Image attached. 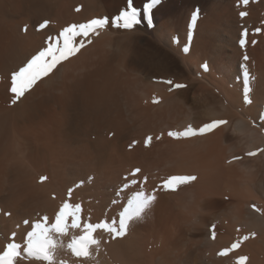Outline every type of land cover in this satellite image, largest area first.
Instances as JSON below:
<instances>
[{"label":"bare ground","instance_id":"obj_1","mask_svg":"<svg viewBox=\"0 0 264 264\" xmlns=\"http://www.w3.org/2000/svg\"><path fill=\"white\" fill-rule=\"evenodd\" d=\"M7 1L4 0L3 4L1 2L0 3L2 5H4V3ZM23 1L22 0H9L8 3H5V4H7V6H6V8L4 7V11H7L6 13H8V10H9V12L11 11V14L12 15L15 14V16H16V14H18L20 16L22 13H27V14L29 13L30 14V10L33 7H35L38 11L40 9V6L43 8L46 5L44 3L47 0H45V1L44 0H36V1L30 0L32 2H28L29 3L28 5H25L26 1H24V2ZM62 1L68 2V0H62ZM62 1L59 0L58 3L61 4V5L58 4L59 6H56L57 4L56 5L52 4L50 6L51 7L50 10L53 8L52 6H54V9H55L54 17L51 15V17H53V20L55 19L54 23H52V25H54L55 21H56L55 26H56V28L59 26L58 27L59 31H61L60 29H63L60 26H63L72 20H77V22L79 20L81 22L83 20L88 21V19H89L88 17L92 18L94 15L99 16L100 14L103 15L104 13H108V14H110L109 16H112V15L116 14L124 6V3H125V0H88V1L83 0L82 1L83 4L86 1V3H87L86 5H88V6L89 5L91 6V4H88L89 1H91L92 5H94L93 6L94 9H92V6L88 7L86 5L80 4L84 8L83 7H82L83 9L78 8L79 11L76 13V12L72 11L71 7L74 6L75 10H76L75 5H77L80 2H78V3L75 1L71 2L74 4L73 5L70 2H68V4H67L66 2H62ZM69 1H72V0H69ZM232 1L230 0L231 3H233ZM230 2H229V0H218V8H217L218 11L215 10L216 13L218 12V14L220 11V16H218V17L221 18V21H222L221 23H224V25L226 23L229 24L231 22H232L231 23V25H232V24H234L233 21H235V20L230 21L231 18L234 19L236 17L233 12L230 13L232 8H233V6L231 4L229 5ZM46 3L48 4V3H50V1L49 2L47 1ZM75 3H77V4H75ZM36 6L37 7L39 6V7L37 8ZM256 6H258V5H256ZM30 7H32V8L30 9ZM55 7H57V8H55ZM193 7H189V8L191 9ZM228 7L229 8L231 7L230 8L231 10ZM170 8H173V9L176 8V5L174 6L173 1L168 2L166 4L163 2L160 5H158L157 7H155V9L153 11V16H154L153 18L158 22V25H156L153 28V30H149L150 28H148L146 25V30L148 33H151L152 31H154V33L156 34L157 31L159 30L158 33L161 31V34L160 33L159 34L162 36V34H164L163 28L168 26L170 23L173 22L174 24L176 23L177 25L178 24L181 25V23H177L178 20H176V19L170 20L171 18L170 17L168 18V16L171 14V10H172ZM183 8H185V7H183ZM186 8H187V6H186ZM32 10L34 11L35 9L33 8ZM182 10H184V9H182ZM211 10H212V8H211ZM53 11L54 10H52V14H53ZM215 11H214V14H215ZM32 12H31V14H32ZM50 12L51 11H49V14H50ZM45 13H47V12H45ZM172 13H174V12H172ZM42 14L41 13L38 14V12L36 11L35 16L40 18V17H42L41 16ZM12 15H10V16H12ZM101 15H100V17H102ZM174 15H176V14L174 13ZM205 15H203V18L200 17L199 23L197 25L199 28L197 27V29H196L197 30V32L195 34L196 37H195V39H193L194 42H193L192 46L190 45L191 48L189 49L188 53H184V51L182 50L181 44L183 43V41H181V43H179V44L172 43V39H173L172 37L176 33L175 29L171 30V28H173V27L170 28V30H171L170 33H172V34L169 37V39L167 40L168 44L170 45L171 50H173V52L175 51L179 55V57L182 59V62H184L183 64L186 66V69L189 71V73L197 71L198 73H200L202 80H204V82H206L207 85H211L210 87L221 86V87H223V91L228 90V91H231L233 94H234V92L236 94L237 91L240 92V86L241 85L239 83H237L236 81H235V84L232 82H229L227 79L228 77L222 71H219V73H221L220 75L217 74V70L215 68V65L212 62V59L214 58V56L216 54L213 53V51H211V47H209L207 45V42H208L207 40H209V37L211 36L210 32H208V31L211 30L210 28L214 27L211 25L213 19L211 16L212 14L211 15L205 14ZM207 15H209V16H207ZM171 16H173V14ZM33 17H34V15H33ZM49 17L50 16H48L47 18H49ZM227 17H229V18H227ZM2 18H4V17H2ZM5 19H3L5 24L7 22L10 23V21L7 20L8 16L6 19L7 22L5 21ZM34 19L38 20V18H35V17H34ZM45 19H46V17H45ZM177 19H179V18H177ZM11 20H13V19L11 18ZM27 20L30 21L29 19H27ZM48 20L53 22L52 19L51 20L48 19ZM217 20H219V19L217 18ZM18 21H20V19ZM180 21H181V19H180ZM213 21H215V20H213ZM241 21H242V19H241ZM35 22H33L32 24H34ZM81 22H78V23H81ZM1 23H3V21ZM28 23H31V21ZM237 23H239V22H237ZM246 23H247V21H246ZM253 23H254V21H253ZM11 24H12V22L10 23V25ZM36 24H34L33 26H35ZM71 24H73V23H71ZM176 24H175V26H176ZM0 25H2V24H0ZM28 25H30V24H28ZM52 25H50V27H52ZM170 25L173 26V24H170ZM208 25L212 26V27H208ZM231 25H230V27H231ZM250 25H252V23ZM65 26H67V25H65ZM205 26H207L209 29L205 30L204 29ZM242 26H241V29H242ZM8 27L7 28L3 27L4 29H1V30H4L5 34L4 35H3V33L0 34V36L2 35L1 38H4V40L1 41V43H0L1 44L0 45V53L3 56L4 60H5L6 56H7V58H11V60H13L12 57H14V61L16 62V64H14V65L12 64L14 67L15 65H18L17 60L20 57L25 59L26 57L29 56L30 53H33L34 50H36L41 45L44 34L47 33L48 31L45 32L44 31L45 29H44L43 30L44 34H43L41 32L42 30H39L40 32L38 31L36 33H38V34L40 33V34L39 35L36 34L37 36H35V32L33 31V30H35V27H32V28H34L32 30V28L30 26H28V29L30 27V30L28 32L26 30V32L24 34L15 32L14 31L15 29L9 30ZM13 27H15V26L13 25L11 28H13ZM193 27H194V25H193ZM37 28H38V26H37ZM140 28H142V27H140ZM178 28H180V27H178ZM178 28H177V30H179ZM182 29H183V27H182ZM1 30H0V33H1ZM202 30L204 33L202 32ZM111 31L113 32L114 30H111ZM137 31H138V29L136 30V32ZM224 31H226V30H224ZM227 31H228V29H227ZM237 31L238 30L236 28H233L231 31L229 29V31L225 32V33H227L226 35L229 36V39H231V38L233 39L234 36L236 35ZM13 32H14V35H12ZM31 32L34 34H32ZM51 32H54V30H52ZM57 32H58V30H57ZM114 32H116V31H114ZM118 32H120V31H118ZM123 32H125V31H123ZM147 32H146V34H147ZM26 33H27V35H26ZM58 33H56V34H58ZM143 33H145V31ZM114 34L115 33H113V34L110 33V35H114ZM25 35L27 37L29 36L32 38L31 43H29V44L25 43V41H27L29 39V37L27 38ZM106 35H107V32H106ZM106 35H105V38H101L102 39L101 44L103 43V41L104 42L107 41L106 38L108 36L106 37ZM116 35L118 36L119 34H116ZM55 36L56 35H54V37ZM133 36H134V34H133ZM237 36H235V37H237ZM103 37H104V35H103ZM115 37H113V39H115ZM139 37H140V35H139ZM251 37H253V36H251ZM109 38H110V36L108 37V39ZM132 38L134 39V37H132ZM141 38H142V36H141ZM157 38H158V36H157ZM98 39L100 40L99 37H98ZM98 39H96V41ZM103 39H106V41ZM111 39H110V41H111ZM99 40L97 42H100ZM162 40H164V39H162ZM96 41L93 44V47H92V43L90 44L89 47H88V44H86L87 48L84 47L83 50L81 49L82 51H80L79 54L78 53L76 54L77 57L76 56L70 57L71 59L67 60L66 62L64 61L63 62L64 64L62 63L63 65L60 64L61 66L60 65L58 66V70L56 69L57 70L56 72H59V75L61 73L62 74L60 76L61 80L57 84V86L55 85V87H52V84L54 85V82H52L50 84L51 81L49 80L50 77L51 78L55 77L56 72H54V73H52L53 76L52 75L48 76L49 84L47 82L46 83L49 86H47L46 83L42 84L41 86H40L41 83L37 84L29 92V95H27L21 101V102H23L22 104H20V105L15 104L14 106H12V108L10 107L9 110H6V111H16L15 115H17L18 118L17 119L15 118L16 119L15 121L22 123V124H26L27 126H30L33 129L37 128L39 123H41L43 121H45L44 123H46V122L48 123L43 127L40 125V127L35 129L34 134L32 135L33 139H30V145H28L29 143H27L28 146L27 145L26 146H27L28 151H29V155L27 156L28 157L27 163H32L29 165L34 170L35 175H36V172L38 173L41 171L43 173V171L46 172V170H52L53 173H55V172L56 173L53 174L54 177L51 178V181L48 182V179H47L46 180L47 182H43V183L40 179H41V177H44L45 175L44 176L42 175L40 177V174H42V173L41 172H40V174L38 173L36 176L40 177V179H39L40 183H37L38 178L36 176H33L34 175L33 174L32 176L36 178V181H35V178L33 179V181H35V183H34L35 185L33 186L32 185L33 181L30 180L33 178V177L30 178L32 171H31V174L30 173L28 174L27 173L28 170L26 172L24 171L26 167L24 168V170H22L23 168L22 169L20 168L19 169L20 171H19L15 167L18 166V164H20V163H18L14 167L13 164L16 161H14V162L12 161L11 162L12 166L10 165L12 168H10V171L16 175H21V176H20V179L17 180L16 182L13 180L14 181V183L12 182L13 184L10 182L9 179H8L9 180L8 182H10V183H6L7 179L4 178L5 179L4 180L2 178L4 176L1 175L2 177H0L1 178L0 179V204L1 203L4 204V205L1 204L2 206H4V209L7 208L9 210V208H10L14 211V212L12 211L13 214H12V212L10 213L11 217L9 219H4V220L2 219V221L5 222V224L3 223L4 228L1 229V227H0V229L1 230L4 229L3 232L6 233V231L9 230V228H10V230L12 229L11 227L8 228L9 224L11 226L12 225L15 226L16 222H18V221L20 222V220L22 218L24 219V216H27L28 218H30V220H31L30 222H32L33 221L32 219L34 217L36 218L38 216L37 214L40 213L38 211L42 210V212H43L44 209H45V213H49V214H47V216H53L54 217V213H56L58 211L57 209H59V207L61 206L63 199L65 200V197H66V194L68 191V185L70 184L71 179L73 177H75V175H73L74 169L71 173L69 172L70 171L69 166H71L69 164L75 165L76 162L79 164L81 162L82 163L81 166H84V167L86 164L87 165L92 164L93 169H97V171H99V170L101 171V176L99 179L96 176L97 180L94 179L95 182L93 183V185H91V186L86 185L83 188L80 187V189H75L73 191V196L71 197V202L72 203H80L82 205L83 218L86 220H90L91 222H97L100 219L111 218L112 216L116 215L114 213L116 212L115 210H117V209L113 208L110 205L111 204L110 203V200H111L110 194H109V191L106 190L108 187V184H110V183L112 184V182L118 181V179H119L118 174L121 175L120 172L123 170L122 169L123 165L129 166L128 164H130V166H131V164L135 163L134 164L135 166H136V164H143L144 166L146 165V168H147V167H149L147 163H150L152 161V162H154V164L156 162L157 167L156 166L155 167L157 169H159V168L162 169V171H161V169L159 170L160 173L161 172L164 173L165 171L167 172L168 170H170L171 173L172 172L173 173H184V174H192V176H195L196 180L191 185L192 190L191 191L188 190L190 186H189V184H187L189 187H183V188H185V192H184V189L182 190L187 196L185 198L182 197L183 192L178 189L180 192L177 194L179 195L182 192V195H181V197H179L180 195L178 196L176 194L177 196L174 197L175 199L172 198V195H171V197H169V194L164 193L163 191L157 192V194H156L157 197L155 198L154 204L151 203L150 205H152V204L153 205L150 208L147 207V208H149L148 210H146L147 208L145 210L149 214V213H152L154 208L158 209V207H159V208H161L162 213H160V211H159L158 213H160V214H159V217H157V218L155 217L157 214L156 215L154 214L155 215L154 217L156 219L154 221H149L150 219L146 220V221L140 220V223L137 222L138 224L134 225L135 228L138 227L137 229H140V231L143 233L144 236L140 232L141 233L140 235L143 237V239L139 235L141 237L142 241L140 242V241H138L137 238H134L135 236L132 235L131 232L128 235H126L125 237H123L121 239H117V240H112L111 238L107 237L106 235H103L102 239L104 240V242L100 246L99 249H101L103 251L102 253L105 252L104 254L106 257L104 259H106L108 261V260H112V258H113L116 262L121 260L122 262H124V264H130L129 263L130 260H132L133 259L132 257L135 255V253L133 251L138 250L137 248H139V246H138V243H139L142 247L141 249H143V254H144L145 258H148L149 260H153L155 258L156 259L158 258L160 261H162L165 264L166 263L178 264L177 262H179V261H181L180 262L181 264H190V263H192L193 258H191V257H192L193 251L195 250L194 251L195 252L194 253V259L200 258V260H198V259L197 260L204 262L205 260L203 259V257H204L203 255L209 249V251H207V253L208 252L211 253V255L213 257V259L209 260L210 264H220V262H217L214 260V257H216V256H214V254H215L214 251L218 247H220L218 249H221V244H223V242L225 241L224 236H225V234L229 233V225L225 228V225L223 224L218 229L219 231H216L217 228H215L216 229L215 230V234H216L215 236L216 237H215V239H213L212 233L210 231L209 232L208 231L206 232V230L204 231V228H201L202 231H196V230H198V228L194 224H195V219L197 216V210H203V211L205 210V212H208V214L211 215V216H209V218L211 217L210 219L217 217L223 211H224V213H227L225 211L228 210L229 215H230V213H232V215H231L232 221L234 220L235 223H237V222L238 223H245L246 227H248V231H249V229L252 231H255V230L257 231V229L260 230V228L262 226H264V214H262L264 212L259 213V211L258 212L249 211L250 210L249 209V207H250L249 206L250 205L249 200H252L251 197H254L258 191H260V192L264 191V169H263V178H261V179L256 178L257 174H258V170H255V167L257 166V164H259V166H263V168H264V152H261L258 150L257 157L252 158V159H248L249 157L247 158V160H244L246 158H243V160L234 159L237 156L239 157V154L241 155V152L245 149H246V153L248 150L252 151L255 148L256 149H259V148L264 149V131L255 127L253 125V123H251V120L249 121L245 118V116H247V115L254 116L256 113L260 112V106H261L262 101H263V99H262V101H260V98H263L262 92H261L263 89L261 88L262 90L256 91V95H257L256 99L257 100L254 101V103H252L251 105H249V107L241 109L242 107L240 106L241 107L240 109L242 110V114H239L238 112L230 114V116L232 115V117H230L231 119L224 126H220L217 129L209 132L208 135H202L203 137L200 135H197V136L192 137V138L190 137V139L189 138H183V140L179 139V140H174V141H170V140H172V139H170L169 142H167V143L165 141L166 144L165 143L163 144V142L160 144L155 143L153 146H151L149 148H147L148 146H150L149 142H148L147 146L145 144L146 148H145V146H144V148L141 147L142 144H141V146L136 147V144H135L136 148L132 147L134 149L131 148L132 150L128 151V150H130L129 146H128L129 147L128 149L126 147L127 140H129L128 138L130 136L129 135L130 133L126 131V129L128 128V127H126V122L128 120L126 121V115H125L126 112H124V109L121 110L123 112L120 111V109H119L120 106H118V104H116L117 101L115 102V104L118 106L117 109H119V112H117V110H116V114L110 115L109 120H105L102 123V120L104 119L103 113L106 109H108V105H109L108 101L110 100V98H114V99H115V97L118 98L117 95L124 96V98H125L124 93L126 91H128V92H126L127 97H128V94H130V96H132V97L136 96L134 94L137 90L136 91L134 90L135 92L131 94V92H132L131 90H133L134 88L133 89L131 88V90H130L131 85L128 84V85H130V87L128 85H125V83L127 84V80L130 77L132 71H135V72L137 71V72H141V73L147 72V74L150 75L149 77L155 76L157 78L159 76L169 75V74L173 73V70H171V67L169 65H167V62H166V59H168L169 53H167V52L164 53V56L166 57L164 59V58L159 57V55L162 53H160L158 56H154L153 54H151L152 52L149 53L147 51H140V50H137L138 48L137 49L135 48L136 52H134V50H133V52H132L133 54H131L130 59L125 60L127 64L122 63L123 65L121 64L119 66V68L116 67L117 68L116 69L115 64H114L115 59L113 57L112 50H110L109 47L106 48V46L103 43L102 44V46H103L102 50L104 48L105 49H104V51L100 52L101 51V48L99 47L100 43L97 44ZM110 41H109V45L112 44ZM132 42H133V40H132ZM250 42H252V41H250ZM165 43H167V42H165ZM261 43H263V42L261 41ZM128 44H130V43L128 42ZM119 45H121V44H119ZM211 45H213V44H211ZM227 45H228V43H227ZM129 46H131V45H128V47ZM247 46H249V45H247ZM227 47L229 50L230 46H227ZM232 48L233 47H231L230 49H232ZM245 48H243V49H245ZM233 49H236V52L238 54L241 53L240 49H238V48H233ZM250 50H252V49H250ZM124 51L125 50H123V52ZM110 52L112 53V55ZM217 52H218V50H217ZM247 52L248 51H246V54H247ZM230 54H231V52H230ZM235 54H234V56H235ZM31 56H32V54L28 57V59ZM121 56L123 57L124 55H121ZM3 58H0V59H3ZM4 60H3V62H4ZM119 61H124V60H122V58H121ZM206 61H208L210 63L209 70L206 72H203L201 70L200 66L202 63H204ZM3 62H1V63L4 65ZM6 63H7V61H6ZM230 64H232V63H230ZM3 65H2V67H4ZM5 65H7V64H5ZM59 67H62V69L59 70L60 69ZM4 68H3V70H4ZM8 68H10V67H8ZM10 69H5L4 72H6V70H7L6 74L8 75L9 74L8 71H12V67ZM0 70H2V68H0ZM3 70H2V72H3ZM230 71L232 72V69H230ZM139 74L140 73H138V75ZM56 75H57V73H56ZM126 78H127V80H126ZM6 79H8V77ZM159 79H161V78H159ZM231 79L234 80V78H232V77H231ZM3 80H4V78H3ZM46 80H47V78H46ZM53 80H55V79H53ZM129 80L131 82L130 78H129ZM133 80L135 82V78ZM152 80H151V82H152ZM123 81H125V83ZM153 82H154V80H153ZM204 82H203L202 86H198L197 88L195 87V90L193 91V93H194L193 95L196 98L195 100L199 101V99H205V101H206V98L208 97L207 94H209V92H211L209 86L204 85L205 84ZM121 83H124V84H122L123 85L122 87H125V86L129 87V88H127V90H126V88L125 89L122 88L123 90H125L124 93L121 91L122 90L121 89ZM135 83H137V82H135ZM155 83H153V84H155ZM153 84H151V85H153ZM160 84H161V82H160ZM43 85H45V87L47 86V88L48 87L49 88L44 89ZM137 85H139V84L137 83ZM134 86H136V85H134ZM6 87H7V85H3L1 90H4ZM147 87H148V85H147ZM153 87H154V85H153ZM159 87L161 88L160 85H159ZM138 88H139V86H138ZM158 89H157V92L162 90V89L161 90L160 89L158 90ZM218 89L219 88H217V90ZM129 90L131 92H129ZM189 90H190V88L187 87L183 90L178 91L177 93H173V96H170L168 98V99L172 98L171 100L174 99L173 101H171V100L170 101H171V103L175 102L176 104H178V107H179V105H181V107H182V104L185 103L183 105H187L188 106L187 109L189 110V112L191 111L190 113H192V114L188 113L187 117L184 116V119H182L183 117L181 118L183 124H185L184 122H187V120L191 119V120H193L192 123L194 124V127L198 128L205 123H209V122L215 120L212 118L211 119L205 118L204 116L202 117L201 115H200L201 117L200 116H194V118L192 119V115H194L196 111L195 112L193 111L195 105L193 107V106H190L191 103L188 104V99L190 98ZM217 90H215V91H217ZM150 91H151V89H150ZM220 91H221V89H220ZM119 92H122L123 95ZM257 92H259V93H257ZM144 93L142 95H144ZM226 93L227 92H225L224 94H226ZM149 94H147V95L149 96ZM228 94H230V93L228 92ZM228 94H226V95H228ZM240 94L241 93H239L237 98L238 99L240 98V101H241ZM39 95H40V97L38 99H36V96H39ZM140 95H141V93H140ZM160 95L162 96V93ZM148 96L146 98H148ZM154 96H156L155 93L153 94V97ZM140 97L142 98L143 96H140ZM176 97L182 98L183 100H181V101H183V103L181 102L182 104L181 103L179 104L178 99ZM227 97L229 98V95ZM122 98L119 99L121 101V102L119 101L120 104L122 103V100H123ZM136 98L138 99V97H135V99ZM158 98L159 97H157V99ZM162 98H163V96H162ZM180 98H179V101H180ZM230 98H231V96H230ZM230 98H229V100L231 101V99L234 97H232L231 99ZM126 100L127 99H125V101ZM128 100H129V98H128ZM145 101L146 102H143V103H147V104H144V105H148L149 102L147 100H145ZM127 102L131 103L130 100ZM232 102H236V101H232ZM132 103H134V102H132ZM168 103H169L168 100L166 101V98H165V100L163 102L161 101L160 104H156V105H153L152 107L150 106V108H148V109L147 108L144 109V108H142L143 106L141 107V105H142V102H141L140 104L138 103L139 111H142V112L143 111H146V112H148V111H153V112L154 111H160L161 112V111L167 110V112H168L171 109L169 107ZM176 104H174L175 107H176ZM237 104H239V103H237ZM191 105H193V104H191ZM129 106H130V104H129ZM164 106H167L170 109H168L167 107H164ZM232 106H235V104H233ZM232 106H229V107H232ZM124 107L126 108V111H129L128 103L127 104L125 103ZM163 108H165V110H162ZM172 108H173V110H175L174 107H172ZM235 108H237V105ZM228 109L233 110L232 108H227V112L229 111ZM43 111H46V112L50 111V114L48 115V113H47L48 116L46 115L47 119L44 116V114L42 113ZM215 111H217V110H215ZM153 112H151V114H153ZM179 112H180V110H179ZM148 113H146V114H148ZM172 113H174V112H172ZM161 114H162V112H161ZM176 114H174V116ZM164 115H165V112H164ZM169 115L170 116L172 115L171 111H170ZM153 116H155V114H153L151 117L153 118ZM209 116L211 117L210 113H209ZM217 117H219V115H217ZM225 117H227V116L225 115ZM228 117H229V115H228ZM152 118L151 119L147 118V119L152 120ZM213 118H214V115H213ZM220 118L222 119V117H220ZM144 119H146V117ZM153 119H155V118H153ZM181 119L179 121H181ZM182 122H181V124H182ZM169 123H170V121H169ZM41 124H43V123H41ZM165 124H167V122L164 123V125ZM113 125L117 129L115 136L112 137L111 139H109L108 137H103L102 135L105 132V130L108 134V132L111 129L110 127ZM185 125H187V124H185ZM73 126H74V128H73ZM76 126L78 127L79 130L75 128ZM72 129H73V131H75V129H76V131L73 132L74 135H72L69 132V131H72ZM67 131L71 134L70 136H67ZM149 131L151 132V130H149ZM80 133H83L82 137H79ZM92 134H97L96 140L91 139L90 135H92ZM70 138H72L71 142L69 141ZM235 138H237L240 141V143L242 142L241 145L237 143L238 145L234 146ZM156 139H158V138H156ZM159 139H160V137H159ZM65 140H67V141H65ZM138 140H141V139H138ZM1 141H3V140H1ZM135 142H136V140H135ZM20 144H22V143H20ZM24 144H26V143H24ZM161 144H163V145H161ZM130 146H132V144ZM133 146H134V144H133ZM17 147H18V145H17ZM18 148H16V149H18ZM3 150H4V148H3ZM21 150H18V151L20 152ZM24 150H25V148H24ZM24 150H23V152H24ZM7 153L8 152H6L4 154H0V155L5 156ZM243 156H245V155H243ZM7 159H9V158H7ZM28 160H29V162H28ZM2 161H3V159H2ZM251 161H254L253 164L256 161L255 167L252 166L253 164L252 165L250 164ZM18 162H19V160H18ZM22 162L25 163L24 161H22ZM22 162H21V164H23ZM1 163H3V162H1ZM4 163H5V161H4ZM7 164H10V163H7ZM143 165H141L140 167H141V169L144 170V167H142ZM19 166L21 167V165H19ZM75 166H77V165H75ZM169 166H170V169H169ZM2 167L3 166L1 165L0 168H2ZM5 167L7 168L8 165L3 167V169L5 170L4 172H3V169H0V170L5 175H7V172L9 171V167L7 170ZM125 168L127 169V167H125ZM151 169H152V167H151ZM143 170H142V173H143ZM17 171H19V173ZM128 171H130V170H128ZM47 172H46V174H47ZM116 173H118V174H116ZM168 173H169V171H168ZM43 174H45V173H43ZM123 174H126V172ZM83 175H84V173H83ZM12 176H13V174H12ZM16 178H17V176H16ZM48 178H50V177L48 176ZM81 180H83V179H81ZM121 180H122V178H121ZM152 183H154V182H150V180H149V183L147 184V188L153 187L154 184H152ZM186 188H188L187 189L189 191L188 193H186L187 192ZM227 188L229 190H231L232 194H235L236 196H238L239 194L244 195L245 198H243L240 203H233V202L226 203V202H224L225 199L221 200L218 197V195L224 194V195H222V198H224L227 195V193L229 192V191H226ZM242 190H244V193H240V191H242ZM261 190H263V191H261ZM52 192H54L56 194V195L54 194L53 198H52V196H53ZM50 194H51V196H49ZM173 196H174V194H173ZM111 197H112V194H111ZM116 197H118V196H116ZM185 199H188L189 203H188V201H186L187 203L181 202ZM253 200L257 201L255 199H253ZM260 203H262V202H260ZM115 207H116V205H115ZM4 209L3 210L0 209V212H1V210L2 211H8V210H4ZM245 209H247V211ZM36 211H37V213H35ZM3 213L4 212L0 213V215H2ZM8 213H7V215H9ZM34 213L36 215H34ZM45 213L44 214L41 213V214L44 216V215H46ZM7 215L5 214V217ZM28 215H32V216L34 215V217H31V216L29 217ZM39 216H40V214H39ZM38 217H37V219H38ZM1 218H2V216H1ZM28 218H27V220H28ZM142 218H144V216ZM209 218H207V221L210 220ZM0 221H1V219H0ZM20 224H21L20 228H22L23 227L22 222H20ZM204 224L206 225L207 223L205 222ZM131 225L133 226V223H131ZM17 227H19V225H17ZM195 227H196V229H195ZM231 227H232V224H231ZM13 229H15L16 232L14 230H12L11 232L14 231L13 233H17L16 235H19L20 232L24 231V229L27 230V228H24V229L13 228ZM137 229H136V231H137ZM253 229H255V230H253ZM245 231L246 230H244L243 232H245ZM77 232H76L77 234L72 233L70 235H73V234L79 235L80 231H77ZM7 233H8V231H7ZM205 233H207V234H205ZM23 234H25V233L23 232ZM23 234H21V235H23ZM208 234L211 235V240L207 237ZM21 235H20V237H22ZM201 235H204V238H202ZM236 235L239 237V232L237 234H235V236ZM10 236H11V238H13L12 235H10ZM6 237H7V235L5 236V238ZM198 238L202 239V240L200 241V240H198ZM227 238H228V236H227ZM21 239H24V238H21ZM65 239H66V241H68L67 237L64 238L63 241ZM68 239H69V237H68ZM135 239H137V240H135ZM1 240H0V252L3 251L1 249V247H3L2 246L3 242L1 243ZM6 240H9V239L7 238ZM10 240L12 241V239H10ZM19 241H21V240H19ZM7 242H10V241H7ZM5 243H6V241L4 242L3 245H6ZM64 243H65V245L61 242L63 247L66 246V244H67L65 241H64ZM252 244L254 247V250H252V251H254V254L251 251V255L253 254V257H251V261L249 263H246V264H264V260L259 257V256H262V254L259 255L257 252V250H261L260 252H262V249H259V247L263 248L264 239L263 238L257 239ZM224 246H226V245H224ZM230 246H229V248H230ZM250 246L252 247V245H250ZM59 247H61V246H59ZM253 247H252V249H253ZM256 247H257V250H255ZM247 248H248V246H245L244 249H247ZM63 249H61V250H63ZM65 249H66V247H65ZM218 249L216 250V253H217V251H219ZM241 250H243V249H241ZM64 251H67V250H64ZM153 252H155V255ZM248 252H250V251H248ZM61 253L63 254L62 251H61ZM100 253H101V251H100ZM65 254H64V257L66 258L65 260L67 261V259H68L69 263H71V262L74 263L73 258H72L74 256L70 255L71 254L70 252L68 253V255H65ZM131 255H133V256H131ZM61 256H63V255H61ZM227 256L229 257V255H227ZM68 257H70L71 259ZM223 257H225V256H223ZM262 257H264V255ZM225 258H227V257H225ZM19 260H21V259H19ZM62 260L65 261L64 259H62ZM76 260H78V258H76ZM143 260H144V258H143ZM26 261H28V260H26ZM23 262H24V260H23ZM59 262H60V260H59ZM108 262H107V264H108ZM229 263H230V261H229ZM22 264H25V263H22ZM30 264H33V263H30ZM34 264H36V263H34ZM147 264H148V262H147ZM230 264H232V263H230Z\"/></svg>","mask_w":264,"mask_h":264},{"label":"rangeland","instance_id":"obj_2","mask_svg":"<svg viewBox=\"0 0 264 264\" xmlns=\"http://www.w3.org/2000/svg\"><path fill=\"white\" fill-rule=\"evenodd\" d=\"M3 1L4 0H1L0 2L3 4ZM7 1V0H6ZM23 1V0H22ZM24 1H26L25 3V5H28L29 3L28 2H32V1H30V0H24ZM23 1V2H24ZM36 1V0H35ZM34 1V2H35ZM45 1V0H44ZM49 2L50 1V3H46V2ZM47 1H45V3L44 4H46L43 8L40 6V9H39V11L35 8V7H33L35 10L33 11L32 9V7H30V9L33 11H31L30 10V14L28 13H22L20 16L18 15V14H16V16H15V14H11V11L9 12V10H8V13H6L7 11H4V7L6 8V6H7V4H5V3H8L9 2V0L7 1V2H5L4 3V5H2L1 3V5H0V24H2V25H0L1 27H0V30L1 29H4L3 27H8L9 25H10V23L12 22V24L10 25L11 27L14 25L15 27H13V28H11L10 26L8 27V29L9 30H14L15 32H17V33H22V34H24L25 32H26V30H27V32L30 30V27L32 28V27H35V30H33L34 28H32V30L35 32V36H37L36 34H38V33H36V32H38L39 30H38V28H37V26H38V24H40L41 22H44V21H49L48 19H52L53 20V17H54V13H55V9H54V6H52L53 8L50 10V6L53 4V5H56V6H59V5H61V4H59L58 2H59V0H47ZM62 1V0H61ZM80 2V3H75V4H77V5H75L76 6V10H75V7L74 6H72L71 8H72V11L73 12H78V8H80V9H83L84 7L83 6H81V5H86L87 3H86V1H88V0H86L85 2H84V4H83V0H72V1H69L68 0V2ZM141 1V2H140ZM173 1V3H174V6L176 5V8H170V9H172L171 10V14L168 16V18L170 17L171 19L170 20H172V19H176V20H178L177 21V23H181V25H177L176 23V26H175V24L172 22V23H170V24H173V26L172 25H168V26H166V27H164L163 29H164V34H162V36L160 35L161 34V31L158 33V31H157V33L155 34L154 33V31H152L151 33H148L147 32V30H146V24L145 25H142L141 27L142 28H138V31L136 32V30L135 31H132V32H123L122 30L120 31V32H118V31H116V32H112L111 30H106V31H104V32H102L101 33V37L99 36V38H100V40L98 39V37H93V41L94 42H92V47H93V44L95 43V41H96V39H98L100 42H97V44H99L100 43V48H101V51L100 52H102V51H104V49L102 50V48H103V46H102V44L104 43V45L106 46V48H110V50H112V53H113V57H114V59H115V62H114V64H115V68L117 67V68H119V66L122 64V63H124V64H127L126 63V59L128 60V59H130V57H131V54H133L132 52H133V50H134V52H136V50H135V48L137 49V50H140V51H147V52H149V53H151V54H153L154 56H158L160 53H162V54H160L159 55V57H161V58H166L165 56H164V53L165 52H167V53H169L168 54V59H166V62H167V65H169L170 67H171V70H173V73H171V74H169V75H163V76H159L158 78L157 77H155V76H152V77H149L150 75H148L147 74V72H135V71H132V73H131V75H130V79H131V82H130V80H129V78H128V80H127V78H126V80H127V84L125 83V81H123L124 83H125V85H128V84H130L131 85V87H130V85H128L129 87H130V90H131V88L133 89V90H129V92H131V94L132 93H134L136 90V92H135V94L134 95H136V96H134V97H132V96H130V94H128V97L126 96L127 95V93L126 92H128V91H126L125 92V90H123V89H125L126 88V90H127V88H129V87H122L123 85L122 84H124V83H121V91L125 94V98H124V96H121V95H117V97L118 98H116L115 97V99L114 98H110V100L108 101V104L110 105H108V109H106L105 111H104V113H103V115H104V119L102 120V123H103V121H105V120H109V118H110V115H113V114H116V110H117V112H119V109H120V111L122 110V109H124V112H126V127H128L127 129H126V131L127 132H129L130 134V136H129V140H127V145H126V147H127V149L129 148L130 150H128V151H131L132 149H134V148H132V147H135V144H136V147L137 146H141V144H142V146L141 147H143L144 148V146H145V144H146V146H147V144L148 143H146V140L148 141V138L150 137L151 138V141H149V143H150V146H148L147 148H149V147H151V146H153L155 143L156 144H160V143H162L163 142V144L165 143V141H166V143L167 142H169V140L170 139H172V140H170V141H174V140H183V138L181 139V138H179V139H177V138H174V137H171V136H169L168 135V133L169 132H173V131H183V130H185L187 127H193V128H197V127H194V124L192 123V121L193 120H187V122H184L185 124H187V125H185V124H183V122H182V119H184V116H186L187 117V114L189 113V114H192V113H190L189 112V110L187 109L188 108V106L187 105H183V104H185V103H183V101H181V100H183L182 98H180V97H176L177 99H178V103L180 104L181 102L183 103H181L182 104V107H181V105H179V107L181 108H179L178 107V104H176L175 102H172L171 103V101H173V100H171L172 98H170V99H168L170 96H173V93H177L178 91H180V90H183V89H185V88H190V90H189V96H190V100L188 99V104H193V105H191L190 104V106H193L194 107V105H195V107H194V109H193V111L195 112V114L194 115H192V119L194 118V116H204L205 118H209V119H215V120H220L221 118L220 117H222V119L221 120H224V121H226V123L231 119L230 117H232V115L230 116V114H232V113H239V114H242V110L241 109H243V108H247V107H249V105H251L252 103H254V101H256L257 99H256V91H260V90H262L261 92H262V97L263 98H260V101H262V99H263V101H262V104H261V106H260V112L259 113H256L254 116H252V115H247V116H245V118L247 119V120H251V123H253V125L255 126V127H257V128H259V129H261V130H263L264 131V0H249V4L247 5V6H244V5H242V4H239V0H231L233 3H231L230 2V0H229V5L231 4L232 6H233V8H232V10H231V12L230 13H234V15L236 16H234L235 18L233 19V18H231V20L230 21H233V20H235V21H233V23L234 24H232L231 25V23H226L225 25H224V23H221L222 21H221V18L220 17H218V16H220V11H219V14H218V12L216 13V11H218L217 10V8H218V0H162V2L161 3H168V2H172ZM193 1V2H192ZM208 1V2H207ZM62 2H66L67 4H68V2L67 1H62ZM93 2V1H92ZM140 2V3H139ZM142 2H144V0H136V3H137V5L138 6H140L141 4H142ZM177 2V3H176ZM188 2V3H187ZM191 2V3H190ZM55 3V4H54ZM61 3V2H60ZM139 3V4H138ZM160 3V4H161ZM176 3V4H175ZM43 4V5H44ZM59 4V5H58ZM71 4H73V3H71ZM70 4V5H71ZM81 4V5H80ZM88 4H91V6H92V9H94L93 8V6L94 5H92V3H91V1H89V3ZM94 4V3H93ZM159 4V5H160ZM194 4V5H193ZM199 4V5H198ZM74 5V4H73ZM185 5V6H184ZM256 5H258V6H256ZM260 5V6H259ZM80 6V7H79ZM86 6H88V5H86ZM90 5L88 6V7H91ZM158 6V5H157ZM156 6V7H157ZM186 6H187V8H186ZM194 6V7H193ZM196 6V7H195ZM256 6V7H255ZM37 7V6H36ZM39 7V6H38ZM37 7V8H38ZM83 7V8H82ZM183 7H185V8H183ZM189 7H193V8H189ZM243 7V8H242ZM246 9H245V8ZM255 7V8H254ZM9 8V7H8ZM55 8H57V7H55ZM179 8V9H178ZM211 8H212V10H211ZM215 8V9H214ZM89 9V8H88ZM91 9V8H90ZM91 9V10H92ZM155 9V8H154ZM154 9H153V11H154ZM182 9H184V10H182ZM199 10V16L195 19V20H193V14H194V12L196 11V10ZM52 10H54L53 11V14H52ZM75 10V11H74ZM216 10V11H215ZM241 10L243 11H245V12H247L248 13V15L246 16V17H243V18H241L240 17V15H239V13L241 12ZM36 11L38 12V14L39 13H43L41 16L42 17H37V16H35V14H36ZM49 11H51L50 12V14H49ZM183 13H181V12ZM189 11V12H188ZM191 11V12H190ZM214 11H215V14H214ZM236 11V12H235ZM259 11V12H258ZM2 12V13H1ZM31 12H32V14L34 15V17L35 18H38V20L37 19H34V17H33V15L31 14ZM45 12H47V13H45ZM172 12H174L176 15H174V13H172ZM179 12V13H178ZM185 12V13H184ZM210 12V13H209ZM258 12V13H257ZM6 13V14H5ZM237 13V14H236ZM2 14V15H1ZM9 14V15H8ZM50 16L49 18H47L48 16ZM107 14V16H109L110 14H108V13H104L103 15L105 16ZM173 14V16H171ZM205 14H209V15H211L212 16V19L213 20H215V21H213L212 19V26H214V27H212V26H209L208 25V27H212V28H210L211 30H209L208 32H210V37H209V40H207L208 42H207V45L209 46V47H211V51H213V53H215L216 55L214 56V58L212 59V62L214 63V65H215V68H216V70H217V74H221V73H219V71H222L228 78V81L229 82H232V83H234L235 84V81L237 82V83H239L241 86H240V92L239 91H237L236 92V94H235V92H234V94L231 92V91H228V90H225V91H223V87H221V86H218V87H216V86H213V87H210L211 85H207L206 84V82H204V80H202V78H201V75H200V73H198L197 71H194V72H191V73H189V71L186 69V66L183 64L184 62H182V59L179 57V55L174 51L173 52V50H171V47H170V45L168 44V39H169V37L171 36V34L172 33H170L171 32V30L173 29H175L176 31V33H175V35L171 38L172 39V43H177V44H179V43H181V41H183V43L181 44L182 45V50L184 49V47L186 46V45H188V33H189V27H190V25L191 26H193L194 25V32H193V38H192V41H191V46H192V44H193V42H194V40L193 39H195V37H196V32H197V25H198V23H199V20H200V17H202L203 18V15H205ZM10 15H12V16H10ZM29 15V16H28ZM44 15V16H43ZM46 15V16H45ZM51 15L53 16V17H51ZM101 15V14H100ZM100 15L99 16H97V17H100ZM103 15H101L102 17H103ZM181 15V16H180ZM209 15H207V16H209ZM7 16H8V19H7ZM31 16V17H30ZM95 15L92 17V18H95L96 17ZM179 16V17H178ZM206 16V15H205ZM204 16V17H205ZM214 16V17H213ZM2 17H4V18H2ZM29 17V18H28ZM45 17H46V19H45ZM154 17V16H153ZM174 17V18H173ZM183 17V18H182ZM191 17V18H190ZM232 17V16H231ZM2 18V19H1ZM7 20H9L10 21V23L9 22H7L6 21V19ZM11 18L13 19V20H11ZM22 18V19H21ZM33 18V19H32ZM42 18V19H41ZM66 18V17H65ZM89 19L88 20H90V19H92L91 17H88ZM177 18H179V19H177ZM217 18L219 19V20H217ZM227 18H229V17H227ZM245 18V19H244ZM3 19H5V21L9 24H5L4 23V20ZM20 19V21H18ZM27 19H29L30 21H31V23H28V22H30V21H28ZM180 19H181V21H180ZM241 19H242V21H241ZM258 19V20H257ZM33 20V21H32ZM36 22H35V21ZM40 20V21H39ZM42 20V21H41ZM55 20V19H54ZM54 20H53V22H51V21H49V23H48V27L44 30L45 32L46 31H48L47 33H43L44 31L42 30L41 32L44 34V37H43V39H42V43H41V45L36 49V50H34V52L33 53H30L29 54V56L32 54V56H34V55H36L43 47H45L46 46V40H47V38L49 37V36H52V37H54V35H58V34H56V33H58V32H60L59 31V29H58V27L56 28V26H55V24H56V21H55V24L54 25H52V23H54ZM3 21V23H1ZM85 21H87V20H83L82 22L79 20L78 22H81V23H83V22H85ZM153 24L156 26V25H158V22L153 18ZM246 21H247V23H246ZM252 21V22H251ZM253 21H254V23H253ZM33 22H35L34 24H36L35 26H33L34 24H32ZM39 22V23H38ZM77 22V20H72V21H70V22H68V23H66L65 25H70L71 23H78ZM191 22V23H190ZM229 22V21H228ZM237 22H239V23H237ZM260 22V23H259ZM183 23V24H182ZM215 23V24H214ZM217 23V24H216ZM246 23V24H245ZM252 23V25H250ZM28 24H30V25H28ZM214 24V25H213ZM240 24V25H239ZM5 25V26H4ZM32 25V26H31ZM50 25H52V27H50ZM65 25H63V26H60V27H62V28H64V27H67V26H65ZM230 25H231V27H230ZM243 25V26H242ZM248 25V26H247ZM254 25V26H253ZM3 26V27H2ZM28 26H30L29 27V29H28ZM217 28H216V27ZM226 26V27H225ZM241 26H242V29H241ZM171 27H173V28H171ZM178 27H180V28H178ZM182 27H183V29H182ZM207 26H205L204 27V29L205 30H208L209 28H208ZM224 27V28H223ZM236 28L238 31H237V33H236V35L235 36H237V37H235L234 36V38L231 40V39H229V36H227L226 34L227 33H225V32H228L229 31V29H230V31L233 29V28ZM260 28L261 29V32H259V33H256L255 32V29H257V28ZM154 28V27H153ZM153 28H150L149 30H153ZM170 28H171V30H170ZM177 28L179 29V30H177ZM199 28V27H198ZM214 28V29H213ZM216 28V29H215ZM247 29L248 30V33H249V35H248V43H247V45H249V46H247L246 45V48L245 49H242V48H240V46H239V39H240V34H241V31L243 30V29ZM37 29V30H36ZM227 29H228V31H227ZM52 30H54V32H51ZM57 30H58V32H57ZM60 30H62V29H60ZM143 30V31H142ZM181 30V31H180ZM224 30H226V31H224ZM6 31V30H5ZM145 31V33H143ZM219 31V32H218ZM254 31V32H253ZM40 32V31H39ZM106 32H107V35H106ZM136 32V33H135ZM146 32H147V34H146ZM202 32H203V30H202ZM3 33V35L5 34L4 33V30H1V33L0 34H2ZM16 33V34H17ZM32 33V32H31ZM105 33V34H104ZM109 33V34H108ZM110 33H115L114 35H110ZM122 35H121V34ZM128 33V34H127ZM204 33V32H203ZM240 33V34H239ZM21 34V35H22ZM32 34H34V33H32ZM40 34V33H39ZM38 34V35H39ZM52 34V35H51ZM116 34H119L118 36L116 35ZM127 34V35H126ZM130 34V35H129ZM133 34H134V36H133ZM137 36H136V35ZM160 36H159V35ZM216 34V35H215ZM219 34V35H218ZM221 34V35H220ZM12 35H14V32L12 33ZM26 35H27V33H26ZM25 35V36H26ZM103 35H104V37H103ZM105 35H106V37L108 36H110V38L108 39V37L106 38L107 39V41H106V39H103V40H105L106 42H104L103 41V43L101 44V38H105ZM121 35V36H120ZM139 35H140V37H139ZM263 37H261V36ZM2 36V35H1ZM1 36H0V43H1V41H3L4 40V38H1ZM23 36V35H22ZM115 37V39H113V37ZM141 36H142V38H141ZM157 36H158V38H157ZM221 36V37H220ZM250 36V37H249ZM251 36H253V37H251ZM5 37V36H4ZM27 37V36H26ZM29 37V36H28ZM27 37V38H28ZM132 37H134V39L132 38ZM151 39H150V38ZM164 37V38H163ZM31 37H29V39L27 40V41H25V43H27V44H29V43H31V40H32V38L30 39ZM112 38V39H111ZM141 38V39H140ZM182 38V39H181ZM213 38V39H212ZM239 38V39H238ZM26 39V38H25ZM79 39V38H78ZM110 39H111V41H110ZM131 39V40H130ZM138 39V40H137ZM162 39H164V40H162ZM253 39V40H252ZM132 40H133V42H132ZM153 40V41H152ZM226 40V41H225ZM230 40V41H229ZM109 41L112 43V44H110L109 45ZM212 41V42H211ZM250 41H255V43H252V42H250ZM261 41L263 42V43H261ZM128 42L130 43V44H128ZM165 42H167V43H165ZM185 42V43H184ZM106 43V44H105ZM210 43V44H209ZM220 43V44H219ZM226 43V44H225ZM227 43H228V45H227ZM262 45H261V44ZM109 46H108V45ZM119 44H121V45H119ZM137 44V45H136ZM211 44H213V45H211ZM1 45V44H0ZM128 45H131V46H129L128 47ZM134 45V46H133ZM140 45V46H139ZM151 45V46H150ZM219 45V46H218ZM230 46V48L231 47H233V48H238V49H240V54H238L237 52H236V49H230L229 48V50H228V47L227 46ZM251 45V46H250ZM254 45V46H253ZM90 46V44H88V47ZM104 46V47H105ZM112 46V47H111ZM114 46V47H113ZM118 46V47H117ZM121 46V47H120ZM139 46V47H138ZM191 46H190V48H191ZM223 46V47H222ZM86 48H87V46H85ZM117 47V48H116ZM133 47V48H132ZM215 47V48H214ZM122 48V49H121ZM126 48V49H125ZM214 48V49H213ZM218 48V49H217ZM132 49V50H131ZM250 49H252V50H250ZM83 50V49H82ZM81 50V51H82ZM123 50H125L124 52H123ZM217 50H218V52H217ZM226 51V52H225ZM245 51V52H244ZM246 51H248L247 52V54H246ZM258 51V52H257ZM17 52V51H16ZM154 52V53H153ZM230 52H231V54H230ZM234 52V53H233ZM80 53V52H79ZM78 53V54H79ZM111 53V52H110ZM112 53H111V55H112ZM236 53V54H235ZM258 53V54H257ZM260 53V54H259ZM157 54V55H156ZM234 54H235V56H234ZM245 54L249 57V59L247 60V61H244V59H243V57L245 56ZM257 54V55H256ZM121 55H124L123 57L121 56ZM28 56V57H29ZM31 56V57H32ZM76 56V55H75ZM75 56H73V57H75ZM81 56V55H80ZM217 56V57H216ZM233 56V57H232ZM28 57H26L25 59H23L22 57H20L18 60H17V64L18 65H15L14 67H13V65L14 64H16V62L14 61V57H12L13 58V60H11V58H7V56H6V58H5V60L7 61V63H6V61L4 60V58H3V56L1 55V53H0V58H3V59H0V63L1 62H3V60H4V65L1 63L0 65V68H2V70H3V68H4V70L5 69H10L11 67H12V71H8V75L6 74L7 73V70H6V72H4V70H3V72H2V70H0V154H4V153H6V152H8L5 156L7 157V158H9V159H7L5 156H2V155H0V159L2 158L3 159V161H2V159L0 160V163L1 162H3V163H1L0 164V166L2 165L3 167L4 166H6V165H8V167H9V171L7 172V175H5L3 172L5 171L4 169H3V167L2 168H0V169H3V172L0 170V177H2V176H4V177H2L3 179L4 178H6L7 180H6V183H14V181L16 182L17 180H19L20 179V176L21 175H16V174H14V173H12L11 171H10V168H12L11 166V162L13 161H16V162H14V164H13V166L15 167L18 163H20V164H18V166H16L15 168L17 169V170H19L20 168L22 169V170H24V168H25V172L27 171V173L29 174H31V171H32V174H31V177L30 178H32L33 176H36L38 173L40 174V172H36V175L34 174V170L30 167V165L29 164H32V163H27V159H28V155H29V151H28V148H27V146L28 145H30V139H33L32 137V135L34 134V130L35 129H37L38 127H40V125L43 127V126H45L46 124H48L47 122L46 123H44L45 121H43V122H41V123H43V124H41V123H39V125L37 126V128H35V129H33L32 127H30V126H27L26 124H22V123H19V122H16L15 120L18 118L17 117V115H15V113H16V111H6V110H9L10 109V107L12 108V106H14L15 104H17V105H20V104H22L23 102H21L27 95H29V92L35 87H33L32 89H30L28 92H26L25 93V96L24 97H22V98H20L19 100H17V102L16 103H12V101H13V99H14V97H13V95H12V93L10 92V87H11V73H13L14 71H18L19 70V68L20 67H23L26 63H27V61L29 60V59H31V57L28 59ZM77 57V56H76ZM180 59H179V58ZM122 58V60H124V61H119L120 59ZM219 60H218V59ZM223 58V59H222ZM261 58V59H260ZM263 58V59H262ZM23 59V60H22ZM69 59H71V58H69ZM68 59V60H69ZM22 60V61H21ZM243 61V62H242ZM64 62V61H63ZM62 62V63H63ZM66 62V61H65ZM117 62V63H116ZM207 63H208V65L210 66V63L208 62V61H206ZM261 62V63H260ZM263 62V63H262ZM20 63V64H19ZM61 63V64H62ZM223 63V64H222ZM226 63V64H225ZM230 63H232V64H230ZM5 64H7V65H5ZM13 64V65H12ZM64 64V63H63ZM62 64V65H63ZM244 64V65H243ZM2 65L4 66V67H2ZM12 65V66H11ZM23 65V66H22ZM117 65V66H116ZM123 65V64H122ZM218 65V66H217ZM59 66V65H58ZM58 66H57V70H58ZM61 66V65H60ZM244 66V67H243ZM8 67H10V68H8ZM263 67V68H262ZM60 69L59 70H61L62 69V67H59ZM116 68V69H117ZM228 68V69H227ZM14 69V70H13ZM230 69H232V72L230 71ZM11 70V69H10ZM57 70H55L54 72H56ZM53 72V73H54ZM62 72V71H61ZM2 73V74H1ZM56 73H57V75H56ZM55 73V77L53 78V79H55V80H53L51 77H50V84L52 83V82H54V85L52 84V87H55V85L57 86V84L60 82V80H61V78H60V76H61V74L59 75V72H56ZM138 73H140L139 75H138ZM146 74V75H145ZM229 74V75H228ZM246 74H247V76L249 77V79L247 80V84L250 86V91L246 88ZM50 75H52V74H50ZM49 75V76H50ZM5 76V77H4ZM8 77V79H6L7 77ZM53 76V75H52ZM57 76V77H56ZM136 76V77H135ZM145 78H144V77ZM200 76V77H199ZM139 77V78H138ZM164 77V78H163ZM231 77L232 78H234V80L233 79H231ZM3 78H4V80H3ZM46 78H47V80H46ZM135 78V82H137L139 85H137V83H135L134 82V79ZM154 80V82H153V80ZM159 78H161V79H159ZM4 82H3V81ZM138 80V81H137ZM142 80V81H141ZM145 82H144V81ZM151 80H152V82H151ZM156 80V81H155ZM166 80H172L173 81V84H176V83H179V84H183V85H185L186 87H183V88H180V89H176V88H174V87H172V86H170V85H168L167 83H163L162 81H166ZM48 83L49 84V82H48V76L47 77H44L41 81H38L37 82V84H39V83H41L40 84V86L42 85V84H45V83ZM56 82V83H55ZM130 82V83H129ZM157 84H156V83ZM160 82H161V84H160ZM203 82L205 83L204 85H207V86H209V88H210V90H211V92H209V94H207V98H206V101H205V99H199V101L198 100H195L196 98H195V96L193 95L194 93H193V91L195 90V87L197 88L198 86H202V84H203ZM46 83V84H47ZM148 83V84H147ZM153 83H155V84H153ZM47 84V86H49ZM150 84V85H149ZM151 84H153L154 85V87H153V85H151ZM197 84V85H196ZM3 85H7V87L4 89V90H1L2 89V87H3ZM134 85H136V86H134ZM147 85H148V87H147ZM159 85L161 86V88L159 87ZM261 85V86H260ZM47 86L45 87V85H43V87H44V89H46L47 88ZM138 86H139V88H138ZM151 87V88H150ZM161 90V91H158L157 92V89L158 88ZM215 87V88H214ZM49 88V87H48ZM47 88V89H48ZM51 88V87H50ZM147 88V89H146ZM156 88V89H155ZM217 88H219L218 90H217ZM234 88V87H233ZM262 88V89H261ZM150 89H151V91H150ZM158 89V90H159ZM220 89H221V91H220ZM259 89V90H258ZM135 90V91H134ZM139 90V91H138ZM145 90V91H144ZM215 90H217V91H215ZM150 91V92H149ZM164 91V92H163ZM122 92H119V93H121L122 95H123V93ZM146 94H145V93ZM215 92V93H214ZM225 92H227L226 94H228V92L231 94H228L229 95V98H230V96H231V98L232 97H236L235 99L234 98H230L231 99V101L229 100V98L227 97L228 95H226V94H224ZM118 93V94H119ZM139 93V94H138ZM140 93H141V95H140ZM144 93V95H142ZM150 93V94H149ZM156 94V96H154L153 97V94ZM162 93V96H163V98H162V96L160 95ZM239 93H241L240 94V97H241V101H240V98L238 99L237 97H238V95H239ZM257 93H259V92H257ZM138 94V95H137ZM147 94H149V96L147 95ZM224 94V95H223ZM146 95V96H145ZM234 95V96H233ZM140 96H143L142 98L140 97ZM148 96V98H146ZM152 96V97H151ZM194 96V97H193ZM212 96V97H211ZM226 96V97H225ZM40 97V95L39 96H36V99H38ZM123 97V98H122ZM127 97V98H126ZM132 97V98H131ZM135 97H138V99L136 98L135 99ZM157 97H159L158 99H157ZM120 98H122L121 100H122V103L120 104ZM128 98H129V100L131 101V103H129V102H127V101H129L128 100ZM165 98H166V101L168 100V104H169V107L173 110V108L172 107H174L175 108V110H171L169 107H167V106H164V107H167L168 109H170L168 112H167V110L166 111H161L162 112V114H161V112L160 111H148V112H146V111H139V105H138V103L140 104L141 102H142V105H141V107L142 108H144V109H148V108H150V106L152 107L153 105H156V104H160L161 103V101L163 102L164 100H165ZM179 98H180V101H179ZM125 99H127L126 101H125ZM135 101H134V100ZM143 101H142V100ZM176 99V100H177ZM145 100H147L149 103H148V105H144V104H147V103H143V102H146ZM171 100V101H170ZM213 100V101H212ZM246 100L247 101H250V102H246ZM117 101V103L116 104H118V106H120L119 107V109H117L118 108V106L115 104V102ZM120 101V102H119ZM141 101V102H140ZM232 101H236V102H232ZM238 101V102H237ZM21 102V103H20ZM119 102V103H118ZM132 102H134V103H132ZM127 104L128 103V108H129V111H126V108L124 107V104ZM136 103V104H135ZM176 104V107L174 106V104ZM203 103V104H202ZM217 103V104H216ZM237 103H239V104H237ZM113 104V105H112ZM120 104V105H119ZM129 104H130V106H129ZM230 104V105H229ZM233 104H235V106H232ZM173 105V106H172ZM236 105H237V108H235L236 107ZM113 106V107H112ZM123 106V107H122ZM227 106V107H226ZM229 106H232V107H229ZM242 108H241V107ZM112 107V108H111ZM234 107V108H233ZM239 107V108H238ZM131 108V109H130ZM166 108V109H167ZM226 108V109H225ZM227 108H232L233 110H231V109H228L229 111L227 112ZM241 108V109H240ZM208 109V110H207ZM213 109V110H212ZM238 109V110H237ZM162 110H165V108H163ZM178 110V111H177ZM179 110H180V112H179ZM215 110H217V111H215ZM170 111H171V116L169 115L170 114ZM178 113H177V112ZM183 111V112H182ZM226 111V112H225ZM240 111V112H239ZM46 111H43L42 113L44 114V116L46 117V119H47V116L50 114V111L49 112H46ZM52 112V111H51ZM121 112H123V111H121ZM151 112H153V114H155V116H153V118H155V119H153L151 116L153 115V114H151ZM159 114H158V113ZM164 112H165V115H164ZM172 112H174V113H172ZM210 113V115H211V117L209 116V113ZM214 112V113H213ZM47 113H48V115H47ZM143 113V114H142ZM146 113H148V114H146ZM177 113V114H176ZM207 113V114H206ZM212 113V114H211ZM128 114V115H127ZM145 114V115H144ZM174 114H176L175 116H174ZM204 114V115H203ZM47 115V116H46ZM147 115V116H146ZM168 117H167V116ZM213 115H214V118H213ZM217 115H219V117H217ZM222 115V116H221ZM225 115L228 117V115H229V117L227 118V117H225ZM257 115V116H256ZM144 116V117H143ZM200 116V117H201ZM128 117V118H127ZM146 117V119H144ZM173 119H172V118ZM183 117V118H182ZM16 118V119H15ZM151 119L152 118V120H148V119ZM177 118V119H176ZM182 118V119H181ZM2 119V120H1ZM176 119V120H175ZM181 119V121H179ZM132 120V121H131ZM134 121V122H133ZM141 121V122H140ZM169 121H170V123H169ZM178 121V122H177ZM190 121V122H189ZM21 122V121H20ZM167 122V124L169 125H167V124H165L164 125V123H166ZM172 122V123H171ZM181 122H182V124H181ZM225 123V124H226ZM173 124V125H172ZM193 124V125H192ZM224 124V125H225ZM139 125V126H138ZM167 125V126H166ZM224 125H221V126H224ZM165 126V127H164ZM151 127V128H150ZM73 128H74V126H73ZM76 129H78V127L76 126L75 127ZM111 129H110V131L108 132V134H107V132H106V130H105V132L103 133V137H108L109 139H111L112 137H114L115 136V134H116V131H117V129L115 128V126L113 125V126H111L110 127ZM140 130H139V129ZM150 128V129H149ZM153 128V129H152ZM156 128V129H155ZM170 128V129H169ZM76 129H75V131H76ZM79 130V129H78ZM137 130V131H136ZM148 130V131H147ZM149 130H151V132L149 131ZM31 133H30V132ZM75 131H73V129H72V131H69L72 135H74L73 134V132H75ZM153 131V132H152ZM5 132V133H4ZM68 131H67V136H70L71 134L69 133ZM14 133V134H13ZM157 133V134H156ZM209 133V132H208ZM208 133H205L204 135H208ZM6 134V135H5ZM133 134V135H132ZM163 134V135H162ZM3 135V136H2ZM30 135V136H29ZM141 135V136H140ZM153 135V136H152ZM158 135V136H157ZM83 136V133H80L79 134V137H82ZM201 136V135H200ZM90 137H91V139L92 140H96V138H97V134H92V135H90ZM159 137H160V139H159ZM167 139H166V138ZM195 137V136H194ZM203 137V136H202ZM141 139V140H138V139ZM156 138H158V139H156ZM192 138V137H191ZM6 139V140H5ZM134 139V140H133ZM166 139V140H165ZM189 139H190V137H189ZM237 138H235V141H234V146H237L238 144H240L241 145V143H240V141L237 139ZM1 140H3V141H1ZM69 140V139H68ZM132 140V141H131ZM135 140H136V142H135ZM138 140V141H137ZM185 140V139H184ZM17 141V142H16ZM65 141H67V140H65ZM70 142L72 141V138H70V140H69ZM133 142V143H132ZM20 143H22V144H20ZM24 143H26V144H24ZM27 143H29L28 145H27ZM165 143V144H166ZM238 143V144H237ZM132 144V146H130ZM133 144H134V146H133ZM163 144H161V145H163ZM15 147H14V146ZM17 145H18V147H17ZM27 145V146H26ZM7 146V147H6ZM129 146V147H128ZM146 146H145V148H146ZM4 148V150H3V148ZM6 147V148H5ZM14 147V148H13ZM25 148V150H24V148ZM135 147V148H136ZM16 148H18V149H16ZM132 148V149H131ZM14 149V150H13ZM22 149V150H21ZM126 149V150H127ZM259 149H262V148H259ZM259 149H254V150H252V152H258V150ZM18 150H21L20 152L18 151ZM23 150H24V152H23ZM6 151V152H5ZM18 151V152H17ZM251 150H248L247 151V153L248 152H250ZM2 152V153H1ZM23 154H22V153ZM247 153H246V149L245 150H243L242 152H241V155L239 154V157H240V159L241 160H243V158H246V159H244V160H247V158L248 159H252V158H255V157H257V155L256 156H248L247 155ZM16 154V155H15ZM243 155H245V156H243ZM2 156V157H1ZM15 156V157H14ZM17 156V157H16ZM20 156V157H19ZM247 156V157H246ZM4 157V158H3ZM12 157V158H11ZM19 157V158H18ZM238 157V156H237ZM242 157V158H241ZM16 158V159H15ZM14 159V160H13ZM8 162H7V161ZM18 160H19V162H18ZM4 161H5V163H4ZM22 161H24L25 163H23ZM21 162L23 163V164H21ZM28 162H29V160H28ZM253 162L254 161H251V165L253 164ZM7 163H10V164H7ZM27 163V164H26ZM152 163V164H151ZM255 163H256V161H255ZM255 163L252 165V166H256L255 165ZM6 164V165H5ZM81 162H80V164L79 163H77L76 162V164L75 165H77V166H75L74 164V166L72 165V164H69V165H71V166H69V172L71 173L72 171H73V169H74V173H73V175H75V177H73L72 179H71V182H70V184L68 185V189L69 188H71V189H73V191L75 190V189H80V187L81 188H83L84 186H91V185H93V183L95 182V180H97V177H98V179L100 178V176H101V171L99 170V171H97V169H93L92 167H93V165L92 164H86L85 165V167L84 166H81ZM135 164V163H134ZM134 164H131V166H130V164H128L129 166H126V165H123V167H122V171L120 172L121 173V175H119L118 173H116V174H118V181H116V182H112V184L110 183V184H108V187H107V191H109V194H110V198H111V200H110V205L113 207V208H115V209H117V210H115L116 212L114 213V214H116V215H118V213H119V211H120V208H121V206H122V204H123V202H125L126 201V199H127V197H129L130 195H131V193H132V191H134L135 189H125L124 187H123V185H124V180H123V177L124 176H126L127 174H128V170H132V168H140L141 169V165H143V164H136V166L134 165ZM148 164V166L149 167H147L146 168V165L144 166H142V167H144V170L143 169H141V170H143V173H142V175L144 174V175H146V176H148L149 177V180H150V182H154V183H152V184H154V185H156V184H158L159 183V181H160V179L161 178H164V177H167V176H169V175H192V174H184V173H171V171L170 170H168L169 171V173H168V171L166 172H161L160 173V169L161 168H159V169H157L156 167H157V165H156V162H155V164H154V162H150V163H147ZM151 164V165H150ZM154 164V165H153ZM11 165V166H10ZM19 165H21V167L19 166ZM24 165V166H23ZM27 165V166H26ZM134 165V166H133ZM250 165V166H251ZM23 166V167H22ZM39 166V165H38ZM89 166V167H88ZM156 166V167H155ZM8 167L6 168V170L8 169ZM13 167V168H14ZM40 167V166H39ZM88 167V168H87ZM125 167H127V169L125 168ZM129 167V168H128ZM132 167V168H131ZM151 167H152V169H151ZM87 168V169H86ZM131 168V169H130ZM146 168V169H145ZM92 169V170H91ZM169 169H170V166H169ZM263 166H259V164H257V166L255 167V170H258V174H257V179H261V178H263ZM30 170V171H29ZM80 170V171H79ZM85 170V171H84ZM96 170V171H95ZM20 171V170H19ZM19 171H17L18 173H19ZM48 171V172H47ZM146 171V172H145ZM161 171H162V169H161ZM46 172H47V174H46ZM46 172L45 171H43V173H45V174H43L42 172V174H40V177L43 175H45L46 177H47V179H48V182L49 181H51V178L52 177H54L53 176V174H55V173H53L52 172V170H46ZM84 173V175H83V173ZM87 172V173H86ZM99 172V173H98ZM126 172V174H123V173H125ZM2 173V174H1ZM92 173V174H91ZM12 174H13V176H12ZM34 174V175H33ZM2 175V176H1ZM33 175V176H32ZM16 176H17V178H16ZM19 176V177H18ZM48 176L50 177V178H48ZM97 176V177H96ZM121 176V177H120ZM37 177V176H36ZM40 177L38 176L37 178H38V182L37 183H40L39 181L41 180L40 179ZM95 177V178H94ZM104 177V176H103ZM259 177V178H258ZM12 178V179H11ZM15 178V179H14ZM35 177H33L32 179H30L31 181H33V179H34ZM121 178H122V180H121ZM1 179V178H0ZM10 180V182H8L9 180ZM40 179V180H39ZM81 179H83V180H81ZM95 179V180H94ZM5 180V179H4ZM12 180V181H11ZM14 180V181H13ZM86 180V181H85ZM30 181V182H31ZM35 181H36V178H35ZM35 181H33L32 183V185L34 186L35 184ZM43 182H47L46 180H44ZM42 182V183H43ZM81 182V183H80ZM156 182V183H155ZM12 183V184H13ZM36 183V184H37ZM80 183V184H79ZM87 183V184H86ZM114 183V184H113ZM149 183V182H148ZM192 183H194V181H192V182H190L189 183V186L188 185H182V186H180L178 189L180 190V191H182L183 189H184V192H185V188H183V187H189V189L188 188H186V193H188L189 191L188 190H192L191 188V185H192ZM31 184V183H30ZM31 185V186H32ZM83 185V186H82ZM147 187V186H146ZM151 188H153V187H148L147 189H149V191H150V189ZM181 188V189H180ZM188 189V190H187ZM179 190H177L176 192H174V193H168L169 194V197H171V195H172V198H174L175 196H177L178 194L177 193H179L180 191ZM226 191H229L228 193H227V195L224 197V198H222V195H224V194H219L218 195V197L221 199V200H224L225 199V201L224 202H226V203H228V202H233V203H240L241 201H242V199L243 198H245V196L244 195H238V196H236L235 194H232L231 193V190H229L228 188H227V190ZM261 191H263V190H261ZM55 192V191H54ZM54 192H52L53 193V196H52V198L54 197ZM68 192V191H67ZM162 192V191H161ZM183 192V191H182ZM182 192H181V194H179L178 196L179 197H181V195H182ZM183 192V195H182V197H186L187 195L185 194ZM225 192V191H224ZM51 193V194H52ZM164 193H166V192H164ZM240 193H244V190H242V191H240ZM51 194L49 195V196H51ZM111 194H112V197H111ZM157 194V193H156ZM173 194H174V196H173ZM177 194V195H176ZM226 194V193H225ZM263 194V195H262ZM56 195V194H55ZM73 196V195H72ZM116 196H118V197H116ZM262 196V197H261ZM156 197H157V195H156ZM66 198L68 199V197H67V194H66V197H65V200H66ZM116 198V199H115ZM171 198V199H172ZM252 198V200L253 199H255V200H257V201H252V200H249L250 201V207H249V211H252V212H258L259 211V213H262V212H264V191L263 192H260V191H258L257 192V194L254 196V197H251ZM250 198V199H251ZM118 199V200H117ZM175 199V198H174ZM260 199V200H259ZM263 199V200H262ZM122 200V201H121ZM173 200V199H172ZM259 200V201H258ZM63 201H64V199H63ZM62 201V202H63ZM121 201V202H120ZM155 201V200H154ZM154 201L152 202L153 204H154ZM186 201H188V203H189V200L188 199H185V200H183V201H181V202H185V203H187ZM260 202H262V203H260ZM115 203V204H114ZM117 203V204H116ZM2 205H4L3 203H1ZM0 204V209H4V206H2ZM114 204V205H113ZM152 204V205H153ZM115 205H116V207H115ZM152 205H149L148 207L150 208ZM255 206V207H254ZM149 208H147L146 210H148ZM157 208V207H156ZM159 209V210H158ZM158 209H153V211H152V213H147V211L146 210H144L145 212H143V214L140 216V217H138V218H136V219H134L133 221H131L130 222V225H129V233L131 232L132 233V235H134L133 237L134 238H137L138 239V241H142V239H143V237L140 235L142 232L140 231V229H137L138 227H134V225L135 224H138V223H140V220H144V221H146V220H149V221H154V220H156L155 219V217L157 218V217H159V214L160 213H162V211H161V208H159L158 207ZM1 210V212L0 213H2V212H4L2 215H0V219H1V221H0V227H1V229L2 228H4L3 226H4V224H5V222H3L2 221V219L4 220V219H9L11 216V212L13 211L12 209H10L9 208V210L6 208V209H4V210H8V211H2ZM58 210V209H57ZM246 211H247V209H245ZM262 210V211H261ZM160 211V213H158ZM209 211V210H208ZM6 212V213H5ZM9 212V213H8ZM14 212V211H13ZM13 212H12V214H13ZM38 212H40L39 214H40V216H39V214H37L39 217H41V213H45V209H44V211L42 212V210H40V211H38ZM225 212H227V213H224V211L223 212H221V214H219L217 217H215V218H213V219H210L209 218V216H211L210 214H208V212H205V210L203 211V210H197V216H196V219H195V226L198 228V230H196V231H202L201 230V228H204V231L206 230V232L208 231H210L211 233H212V230H213V226H215V228H217V230L216 231H219L218 229L224 224L225 225V228L229 225V233H227V234H225V236H224V238H225V241L223 242V244H221V249H218V248H220V247H218L217 249L219 250V251H217V253H216V250L214 251V256H216V257H214V260L215 261H217V262H220V264H230V263H234V264H238V260H239V258L240 257H246V260H245V264L246 263H249L250 261H251V257H253V254H254V251H252V250H254V247H253V242L255 241V240H257V239H261V238H263L264 239V226H262L261 228H260V230H258L257 229V231L255 230V229H253V230H255V231H252V230H250L249 229V231H248V227H246V225H245V223H235V221L233 220L232 221V219H231V215H232V213H230V215H229V211L228 210H226ZM7 213L9 214V215H7ZM35 213H37V211L35 212ZM34 213V215H36ZM146 213V214H145ZM5 214L7 215L6 217H5ZM46 215L47 214H49V213H45ZM156 216H155V215ZM258 214V213H257ZM262 214H264V213H262ZM4 215V216H3ZM34 215L32 216V215H28L29 217L31 216V217H34ZM52 215V214H51ZM54 215H55V213H54ZM1 216H2V218H1ZM37 216V217H38ZM43 216V215H42ZM144 216V218H142ZM155 216V217H154ZM4 217V218H3ZM8 217V218H7ZM26 217V218H25ZM37 217L34 219H32L33 221H35L36 219H37ZM38 217V218H39ZM49 217V220H52L54 217L53 216H48ZM153 217V218H152ZM184 217V216H183ZM27 216H24V219L22 218L21 220H20V222H22V226L24 227V228H27V230L26 229H24L23 227L22 228H20L21 227V224H20V222L18 223V222H16L14 225L16 226H11L10 224H9V226H8V228L9 227H11L12 229L10 230V228H9V230H7L8 231V233H7V231H6V233L5 232H3V230H1L0 229V240L2 239H4L5 241H6V243L5 244H7L8 242L7 241H11L10 239H13V238H11V236L10 235H12V233L15 231L16 232V230L15 229H13V228H16V229H24V231H22V232H20V234L19 235H15L16 237L14 238V240L18 243V244H23V242H24V239H21V238H25V236H26V233H27V231H29L30 230V226H26V225H23L24 223H23V221L26 219L27 220ZM141 218V219H140ZM153 220H152V219ZM185 218V217H184ZM207 218H209L210 220H208L207 221ZM28 221H31L30 220V218H28ZM138 222V223H137ZM207 223L206 225L204 224V223ZM4 223V224H3ZM131 223H133V226L131 225ZM231 224H232V227H231ZM2 225V226H1ZM17 225H19V227H17ZM205 225V226H204ZM196 227H195V229H196ZM210 230H209V229ZM6 229V228H5ZM136 229H137V231H136ZM12 230H14L13 232H11ZM26 230V231H25ZM244 230H246L245 232H243ZM77 231H79V230H76L75 232H74V234H77L78 232ZM136 231V232H135ZM249 233H248V232ZM23 232L25 233V234H23ZM77 232V233H76ZM141 232V233H140ZM239 232V237L236 235L235 236V234H237ZM4 235H3V234ZM128 233V234H129ZM2 234V235H1ZM7 235V237L5 238V236ZM10 234V235H9ZM15 234H17V233H15ZM21 234H23V235H21ZM70 234H72V233H70ZM81 234V233H80ZM79 234V235H80ZM127 234V235H128ZM205 234H207V233H205ZM9 235V236H8ZM20 235L22 236V237H20ZM142 237V239H141V237ZM142 235H143V233H142ZM216 235V234H215ZM241 235V236H240ZM24 236V237H23ZM78 236V235H77ZM144 236V235H143ZM202 236V238H204V235H201ZM227 236H228V238H227ZM244 236V237H243ZM258 236V237H257ZM132 237V238H133ZM140 237V238H139ZM199 237V236H198ZM210 240H211V235H209L208 234V236H207ZM216 237V236H215ZM230 237V238H229ZM245 237H246V239H245ZM257 237V238H256ZM9 239V240H6V239ZM64 238H66V237H64ZM63 238V239H64ZM238 238V239H237ZM119 239H121V238H119ZM137 239H135V240H137ZM1 240V243H2V246L3 247H1V249L3 250L4 249V246L5 245H3L4 244V240L2 241ZM19 240H21V241H19ZM67 240H68V237H67ZM196 240V239H195ZM198 240H202V239H199L198 238ZM253 240V241H252ZM23 241V242H22ZM66 243H67V241H66V239L64 240ZM64 241H62V243L65 245V243H64ZM104 241V240H103ZM106 241V240H105ZM197 241V240H196ZM107 242V241H106ZM227 244H226V243ZM237 242H239V247L238 248H236L235 250H232V251H230L229 253L230 254H228L229 255V257L228 256H225V257H227V258H225V257H221V255H219V252H221L224 248H229V246L230 245H232L233 243H237ZM103 244V243H102ZM101 244V245H102ZM249 244V245H248ZM224 245H226V246H224ZM250 245H252V247H253V249H252V247L250 246ZM59 246H61V247H59ZM58 247H57V249L55 250V259H56V261H57V264L59 263V260L61 261L62 259H66L65 257H64V254L65 255H68V253H69V251L67 250V248L65 249V247L66 246H64L63 247V245L60 243V245H59ZM138 246H139V248H137L138 250H134L133 252L135 253V255L133 256V255H131V256H133L132 258V260H130V264L132 263V264H147V262H148V264H165V263H163L162 261H160L158 258L156 259H153V260H149L148 258H145V256H144V254H143V249H141L142 247H141V245L138 243ZM245 246H248V250L247 249H244L245 248ZM103 247V246H102ZM197 247V246H196ZM250 247V248H249ZM64 248V249H63ZM230 248H231V246H230ZM61 249H63V250H61L62 252H63V254L61 253V251L60 250ZM196 249V248H195ZM241 249H243V250H241ZM259 249H262V252H260L261 250H257V247H256V249L255 250H257V252H258V254L259 255H261L262 254V256L264 255V246H263V248H261V247H259ZM64 250H67V251H64ZM100 251H101V253L103 252L101 249H99L98 250V252L95 250V249H93L92 250V255L89 257V258H87V259H85V258H78V260H76V258L75 257H72L73 258V261H74V263L73 262H71V263H69V261H68V259H67V264H107V262H108V264L110 263V264H124V262H122L121 260H119V261H115L111 256V258H112V260H106V259H104L106 256H105V252L104 253H100ZM195 251V250H194ZM193 251V254H192V257L191 258H193L192 259V263H190V264H210V262H209V260L210 259H213V257H212V255H211V253H207V251H209V249L205 252V254L203 255L204 257H203V259L205 260L204 262H201V261H198V260H200V258H197V259H194V252ZM248 251H250V252H248ZM251 251L253 252V254L251 255ZM2 252V251H1ZM61 254H60V253ZM65 252V253H64ZM140 252V253H139ZM142 252V253H141ZM256 252V253H257ZM154 253V255H155V252H153ZM152 253V254H153ZM60 254V255H59ZM211 256H210V255ZM217 254V255H216ZM239 254V255H238ZM250 254V255H249ZM61 255H63V256H61ZM70 255H72V254H70ZM101 255V256H100ZM104 255V256H103ZM153 255V256H154ZM99 256V257H98ZM250 256V257H249ZM262 256H259L261 259H263L264 260V257H262ZM101 257V258H100ZM136 257V258H135ZM62 258V259H61ZM68 258H70V257H68ZM75 258V259H74ZM143 258H144V260H143ZM223 258V259H222ZM71 259V258H70ZM190 259V258H189ZM23 260L24 259H21V260H19L18 259V261H17V264H22V263H25V264H30V263H36V264H39V262H37V261H35L34 262V260H28V261H26V260H24V262H23ZM81 260V261H80ZM144 262H143V261ZM234 260V261H233ZM66 261V260H65ZM71 261V260H70ZM121 261V262H120ZM194 261V262H193ZM197 263H196V262ZM229 261H230V263H229ZM248 261V262H247ZM27 262V263H26ZM151 262V263H150ZM181 261H179V262H177L178 264H181L180 263ZM166 264H168V263H166ZM172 264V263H171Z\"/></svg>","mask_w":264,"mask_h":264},{"label":"snow or ice","instance_id":"obj_3","mask_svg":"<svg viewBox=\"0 0 264 264\" xmlns=\"http://www.w3.org/2000/svg\"><path fill=\"white\" fill-rule=\"evenodd\" d=\"M162 0H144L138 6L136 0H125L124 6L112 16H103L92 18L83 23H73L64 27L55 37L49 36L46 40V46L36 55L32 56L27 63L20 67L18 71L11 74L10 92L14 99L12 103L25 96V93L37 85L44 77L52 74L57 66L70 57L75 56L83 49L86 44L93 42V37H99L106 30L132 32L146 24L148 28H153V9L159 5ZM239 4L247 6L249 0H239ZM79 11V9H77ZM240 17L248 15L241 11ZM199 16L197 9L193 14V20ZM48 21L38 25V30H44L48 27ZM194 28L190 25L188 33V45L183 49L188 53L193 38ZM256 33L261 32L260 28L255 29ZM248 30H242L239 39V46L243 49L248 43ZM79 38V39H78ZM255 43V41H252ZM244 61L249 57L245 55ZM203 72L209 70V65L204 62L200 66ZM249 77L246 74V88L250 91L247 84ZM168 85L180 89L186 87L183 84H173L172 80L162 81ZM246 102H250L247 101ZM224 120H213L205 123L198 128L187 127L183 131L169 132L168 135L174 138H189L197 135H204L211 132L221 125ZM151 138H148V143ZM264 152V149H259ZM248 156H255L257 152H248ZM234 159H240L235 157ZM47 180V177H41V181ZM125 189H135L131 195L123 202L118 215L111 218L100 219L97 222H91L83 218V208L80 203H72L71 197L73 189L69 188L67 192L68 199L64 200L55 213L54 218L49 220L47 215L39 217L35 221L24 220L26 226H30L27 231L23 244L15 242V233L12 234V241L8 242L3 251L0 252V264H17L18 259L34 260L39 264H57L55 259V250L63 241L64 237H69L66 248L76 258H89L92 250L97 252L104 242L103 235L117 240L125 237L129 233V224L134 219L140 217L144 210L155 200L156 193L163 191L174 193L182 185H187L196 180L192 175H169L161 178L159 183L154 185L149 191L147 184L149 177L142 175L140 168H133L123 177ZM255 207V206H254ZM76 230L80 235H70ZM212 237L215 239V226H213ZM246 239V237H245ZM239 247V242L233 243L231 248L223 249L219 255L227 256L230 251ZM246 257H240L238 264H245ZM59 264H67V261H60Z\"/></svg>","mask_w":264,"mask_h":264}]
</instances>
